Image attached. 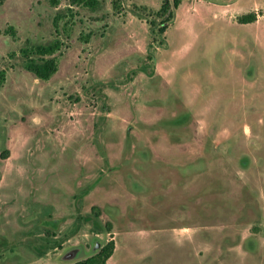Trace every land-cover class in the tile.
<instances>
[{
	"label": "rangeland",
	"instance_id": "374dc122",
	"mask_svg": "<svg viewBox=\"0 0 264 264\" xmlns=\"http://www.w3.org/2000/svg\"><path fill=\"white\" fill-rule=\"evenodd\" d=\"M98 1L0 0V264H264V0Z\"/></svg>",
	"mask_w": 264,
	"mask_h": 264
},
{
	"label": "trees",
	"instance_id": "16d2710c",
	"mask_svg": "<svg viewBox=\"0 0 264 264\" xmlns=\"http://www.w3.org/2000/svg\"><path fill=\"white\" fill-rule=\"evenodd\" d=\"M53 4L57 3V0H51ZM181 0H163L159 9L156 11L153 17H150L148 20L149 25L151 27L152 33L156 34L158 37L163 34L166 30L170 22L173 21L175 16V10L178 8ZM72 4H81L87 6L91 9H95L99 1L98 0H70ZM156 18H160L157 21ZM256 20L255 13H246L237 17V21L239 23H249ZM5 34H9L13 39L17 37L16 30L13 26H8L4 30ZM61 48V42L59 39H54L48 44H39V45H31L26 46L21 49V54L24 59V68L32 72L36 78L42 80H48L53 74L58 70V61L53 54L59 51ZM51 56V57H47ZM5 79V72L0 71V87ZM98 216L96 213L95 217ZM98 217L92 221V226L95 230H99L98 228ZM46 225L54 226L56 225L55 220H46L44 222ZM106 227L104 229L106 231H110L109 223L105 224ZM74 230H77V225L72 229V233ZM57 243L53 240H49L46 237H42L36 244H34V248H39L38 256L44 255L48 250L54 248ZM33 246V245H32ZM115 244L114 241L109 240L105 243L99 250L92 253L90 256L79 259L77 261L71 262V264H106L107 260L111 257L114 252Z\"/></svg>",
	"mask_w": 264,
	"mask_h": 264
},
{
	"label": "water",
	"instance_id": "95a60500",
	"mask_svg": "<svg viewBox=\"0 0 264 264\" xmlns=\"http://www.w3.org/2000/svg\"><path fill=\"white\" fill-rule=\"evenodd\" d=\"M98 246V244H97ZM76 250H79L78 252V255L77 256H74V253ZM85 255V253L81 252V249L80 248H69L67 250H65L59 257V260L60 261H65V262H73L77 259H80L82 258L83 256Z\"/></svg>",
	"mask_w": 264,
	"mask_h": 264
},
{
	"label": "flooded vegetation",
	"instance_id": "af4514ba",
	"mask_svg": "<svg viewBox=\"0 0 264 264\" xmlns=\"http://www.w3.org/2000/svg\"><path fill=\"white\" fill-rule=\"evenodd\" d=\"M101 247H102L101 245H98V246H97V244H96V245H93V248H92L91 250H92V252H95V251L99 250ZM78 251H79V250H76V251H75L74 256H77V255H78V253H79ZM75 261H77V260H75ZM75 261H74V262H75Z\"/></svg>",
	"mask_w": 264,
	"mask_h": 264
}]
</instances>
